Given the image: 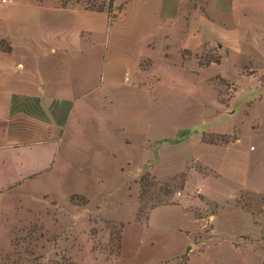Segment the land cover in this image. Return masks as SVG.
Segmentation results:
<instances>
[{"label":"rangeland","instance_id":"374dc122","mask_svg":"<svg viewBox=\"0 0 264 264\" xmlns=\"http://www.w3.org/2000/svg\"><path fill=\"white\" fill-rule=\"evenodd\" d=\"M209 74L157 100L133 87L89 103L59 199L6 212L0 264H264V100L248 77L226 109L225 64Z\"/></svg>","mask_w":264,"mask_h":264},{"label":"crops","instance_id":"0c3cea01","mask_svg":"<svg viewBox=\"0 0 264 264\" xmlns=\"http://www.w3.org/2000/svg\"><path fill=\"white\" fill-rule=\"evenodd\" d=\"M104 1L0 0V239L26 198L59 199L52 184L65 151L86 146L89 103L133 87L157 100L224 64L226 109L248 77L264 100V0ZM211 50L220 63L204 59Z\"/></svg>","mask_w":264,"mask_h":264},{"label":"built area","instance_id":"2783aa9c","mask_svg":"<svg viewBox=\"0 0 264 264\" xmlns=\"http://www.w3.org/2000/svg\"><path fill=\"white\" fill-rule=\"evenodd\" d=\"M3 2H11L12 0H2Z\"/></svg>","mask_w":264,"mask_h":264},{"label":"trees","instance_id":"16d2710c","mask_svg":"<svg viewBox=\"0 0 264 264\" xmlns=\"http://www.w3.org/2000/svg\"><path fill=\"white\" fill-rule=\"evenodd\" d=\"M110 4H112V0H111ZM100 7H102V6H100Z\"/></svg>","mask_w":264,"mask_h":264}]
</instances>
